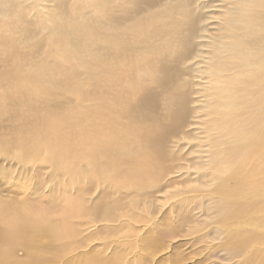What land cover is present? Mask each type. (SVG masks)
Here are the masks:
<instances>
[{"label": "bare ground", "instance_id": "1", "mask_svg": "<svg viewBox=\"0 0 264 264\" xmlns=\"http://www.w3.org/2000/svg\"><path fill=\"white\" fill-rule=\"evenodd\" d=\"M210 2L59 0L60 20L37 41L41 58L20 81L18 123L2 148L15 143L18 163L67 182L49 196L0 204V264H50L43 237L57 240L60 260L79 244L62 247L77 237L73 218L116 223L121 209L161 190L175 146L190 136L203 170H213L205 190L246 194L264 182V0H221L216 31L196 45ZM196 57L203 69L192 67ZM189 71L204 80L193 110ZM193 112L200 130L184 133ZM10 114L0 106V122ZM212 207L218 219L243 212L224 199ZM18 247L27 249L23 261Z\"/></svg>", "mask_w": 264, "mask_h": 264}, {"label": "rangeland", "instance_id": "2", "mask_svg": "<svg viewBox=\"0 0 264 264\" xmlns=\"http://www.w3.org/2000/svg\"><path fill=\"white\" fill-rule=\"evenodd\" d=\"M207 1L202 0L203 3ZM209 1L210 7L202 12L212 15L203 19L206 32L198 34L196 45L209 42L216 31L215 24L220 23L214 13L220 10L223 2ZM58 2L0 0V106L11 113L0 122L1 205L15 207L28 197L35 198L38 194L49 196L67 182L53 173L52 168L42 172L36 165L18 163V146L15 143L9 152L2 148V145L12 142L11 131L18 123L14 113L20 103V81L33 63L41 58L35 48L37 41L42 37L46 43L49 40L47 30L60 20ZM206 62L196 57L191 63L197 70L203 69ZM200 76L195 75V71L187 72V77L194 83L188 102L192 110L198 105L199 84H204ZM68 99L75 102L73 97ZM160 110L164 112L163 105ZM197 117L198 114L193 112L184 133L198 134L200 128L195 124ZM192 137L175 146V156L172 158L175 159L168 162L169 171L160 183L159 192L144 198L142 204L133 209L124 206L115 215L116 223L100 219L69 220L77 231V237L69 242L64 240L62 247L67 249L74 242L79 244L57 260L56 251L51 250V247L58 246L57 240L43 237L38 241L39 246H44L43 256L50 264L87 261L89 264L90 260L96 264H264V222L259 221L264 217V182L261 180L256 189L246 194L235 192L225 196L205 190L201 183L208 180L213 183V170H203L199 149L193 147L195 143L191 141ZM201 170L206 171V179L199 177ZM22 183L30 185L27 191L23 192L20 188ZM228 186L232 187L233 183ZM217 199H224L230 206L242 208L243 212L236 215L231 208L234 218L227 214L218 219L212 207ZM124 203L127 204V201ZM131 213L136 217L129 216ZM242 234L251 236V239H241ZM26 253L27 249L18 247L14 257L23 261Z\"/></svg>", "mask_w": 264, "mask_h": 264}]
</instances>
